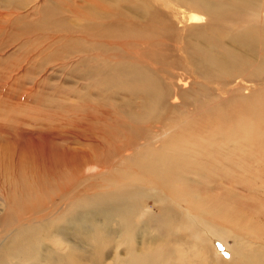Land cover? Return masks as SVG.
Returning a JSON list of instances; mask_svg holds the SVG:
<instances>
[{
  "label": "bare ground",
  "instance_id": "1",
  "mask_svg": "<svg viewBox=\"0 0 264 264\" xmlns=\"http://www.w3.org/2000/svg\"><path fill=\"white\" fill-rule=\"evenodd\" d=\"M113 1L158 24L162 41H169L165 48L186 54L181 61L207 81H189L184 73L159 76L148 61L123 60L105 71L89 67L84 77L93 81L73 86L79 99L92 98L102 108L77 118L57 137L44 133L45 127L41 134L25 132L22 119L4 109L0 121L10 119L16 127L9 132L0 125V264H107L108 259L112 264H264V201L258 205L255 200L262 199L242 195L245 185L232 193L212 186V173L221 171L214 160L220 158L225 168L235 163L234 151L223 152L235 140L255 143L251 155L264 158L261 76L252 80L257 92L242 87L248 76L231 79L234 69L252 76L251 64L264 62V43L255 46L250 36L264 25V0H250L249 7L240 0H107ZM95 15L105 20L104 12ZM221 19L246 24L232 27L229 45L219 55L210 31L208 40L205 32L189 36L193 40L183 33L185 27L211 30ZM254 46L257 56L251 53ZM222 74L231 79L215 81L219 92H229L225 98L210 94L207 85ZM189 83L207 94L196 113L175 121L178 90ZM44 103L62 106L57 100ZM169 113L173 118L165 124ZM180 204L192 211L193 222L183 218ZM210 239L225 245L224 256L213 254ZM180 246L190 258L178 259Z\"/></svg>",
  "mask_w": 264,
  "mask_h": 264
},
{
  "label": "rangeland",
  "instance_id": "2",
  "mask_svg": "<svg viewBox=\"0 0 264 264\" xmlns=\"http://www.w3.org/2000/svg\"><path fill=\"white\" fill-rule=\"evenodd\" d=\"M86 1L0 0V113L6 115V112H12L13 116H16L19 120L22 119V129H25V132L28 130L27 132L31 134L35 131L34 133L37 135L41 134L39 128L42 130L45 127L47 131L44 128V133L47 132L46 134L57 137L60 133L65 134L68 131L63 128L72 129V125L79 119L81 121L84 114H92L96 112V109L102 108V104L92 98L79 99L77 97V90L74 87L77 86L76 82L82 84V81H93L84 77L89 67L90 70L88 69V71L92 70L91 67L105 71L118 68L117 63L123 60L129 62L130 60L132 62L148 61L152 65L150 66L152 67L151 70L157 71L159 76L184 73L185 76L188 75L189 81H198L197 83L207 81L200 77L198 72L194 75L188 70V63L181 61L182 57L187 56L186 54L182 51H178L179 54L178 52L170 53V50L165 48L168 47L165 43L168 44L169 41H162L164 39L160 37L161 30H159L158 24H151V22L142 20V17L133 15L129 6L122 1L92 0L93 3L88 2L89 0ZM229 1L231 2V0ZM240 1L246 7L250 6V0ZM231 7H233L232 9L236 8L233 5ZM91 8H94L95 11ZM103 8L108 10L106 11ZM96 11L104 12L105 20H101L95 15ZM187 14L189 15V13ZM230 20L215 21L211 30L203 27L188 32L185 27L183 33H186L184 35L187 39H191L189 36L198 35V32H205L207 40L208 34L213 38L217 37V43L213 44L217 48L213 47L218 49L220 46L216 51V54L219 55V51L229 45L230 38L228 35L230 36L234 32L232 27L236 26L239 29L246 24L245 21L240 19L236 21L237 23ZM119 22L122 27L117 29ZM255 28L257 30L256 35L250 36L253 45L256 46L258 41L264 43V25L263 27L258 25ZM208 31L210 32L207 34ZM175 40L179 46L180 40ZM201 42L207 44L206 41ZM184 45H181V47ZM255 46L254 52H251L252 54L255 53ZM258 48L262 50L264 46ZM140 51L143 56L140 57L139 61L134 55ZM254 55L257 56L256 53ZM233 63L237 64L238 61L234 60ZM251 65L258 67L252 68L254 69L252 76L249 71H240V73L234 69L231 79L238 77L240 74L245 75L244 78L248 76V80L251 82L240 79L243 80L242 87L257 92L259 89L251 88L254 84L252 80H256L259 78L257 76H261L262 81L257 84H259L260 89L264 86V62H253ZM231 79L223 75L220 78L209 80L214 81L207 82L209 93H219V96L225 98L229 95V92H219L217 88L220 84L218 82L228 83ZM197 83L194 85L189 83L188 86L183 88L180 86L181 88L178 90L179 102L174 104H180L181 109L175 121L182 120L184 113L188 111L190 114L191 112L196 113L200 109L198 106H201L202 98L207 92L204 93ZM69 85H71V89ZM229 87L230 85H226L222 88L228 89ZM244 90L246 89L241 90L242 96H246V93L242 94ZM74 99H79L77 107L72 106L75 103L72 101ZM49 100H57L58 103L61 102L62 106L59 109H51L44 103ZM5 103L8 104L7 107H5ZM13 104L16 107L15 109H11ZM79 109L82 111H78ZM78 112H82V114H78ZM60 115L62 118L59 117ZM56 116L60 120H57ZM172 118L173 114L169 113V119L167 118L164 123L168 124ZM9 121L10 119H3L0 121V125H4L6 131H14L16 124H9ZM58 124L63 126L59 127L60 130L57 128ZM61 143L72 147H78L79 145L66 140ZM255 146L253 142L240 144L235 140V143L223 150L224 153L234 151L235 163H228L229 166L225 168L224 162L220 158L214 160V165L221 167L219 173H212V186L215 191L226 187V192L232 193L235 192V189L243 188L245 185L241 194L246 196L249 192L255 198L262 199L261 201L255 200L256 204H262V201H264V158L261 154L251 155L250 149L255 148ZM178 206L177 209L183 212V218L193 222L192 211L184 204ZM263 216L261 222L264 227ZM197 233L199 232L197 231ZM209 242L213 254L220 258L226 254L225 245L220 240L210 239ZM187 258H190L189 251L180 246L178 259L184 260ZM107 264H112L109 259Z\"/></svg>",
  "mask_w": 264,
  "mask_h": 264
}]
</instances>
